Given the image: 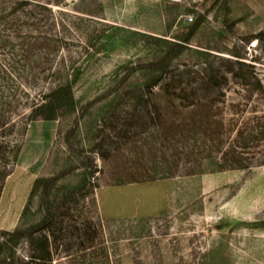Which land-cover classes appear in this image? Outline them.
Listing matches in <instances>:
<instances>
[{
    "label": "rangeland",
    "instance_id": "rangeland-1",
    "mask_svg": "<svg viewBox=\"0 0 264 264\" xmlns=\"http://www.w3.org/2000/svg\"><path fill=\"white\" fill-rule=\"evenodd\" d=\"M164 61L180 81L152 83ZM206 61L220 84L200 82ZM0 120L25 155L0 195V264L28 253L2 231L40 219L42 188L83 177L63 209L88 238L49 264H264V0H0Z\"/></svg>",
    "mask_w": 264,
    "mask_h": 264
},
{
    "label": "trees",
    "instance_id": "trees-1",
    "mask_svg": "<svg viewBox=\"0 0 264 264\" xmlns=\"http://www.w3.org/2000/svg\"><path fill=\"white\" fill-rule=\"evenodd\" d=\"M198 22L197 20H194L189 29L186 36V40L190 37V35L193 33L195 28L197 27ZM226 26L228 30L233 32V26L234 24L232 22L226 21ZM258 34L263 35V32H259ZM251 36H256L255 34H248L244 37L250 38ZM168 61L160 62L159 65L156 67V70L158 73L154 74L152 77V83L155 84L159 82V80L164 79L165 85L172 84L173 81L181 80L182 74L177 75L176 73H170L172 75L163 74L164 70L170 69V65ZM171 70L168 71V73ZM198 72V71H197ZM180 77V78H179ZM224 77V73L218 75V69L213 70L212 64L206 61V63L201 66L199 70V78L200 82L207 84V85H218L220 84L221 80L219 78ZM172 79V80H171ZM70 89H71V83L67 82L65 85H59L56 89H54L51 93L47 95V98L45 101L37 104L35 106L36 114L44 113V116L46 118H53L55 110L60 107L62 104H65L66 101L70 98ZM44 110V111H42ZM33 119L35 117H29V119ZM13 126L15 124L7 125L6 122H2L0 120V195L2 192V189L5 185L6 179L8 175L14 170L15 166L17 165V160L19 156V152L22 147L23 140H17L16 138H12L11 136H8V132L13 129ZM27 127L24 122L23 126V132L21 136L26 134ZM85 177H83L78 184L75 186H66L61 185L58 186V189H62L63 192L60 195H54L53 199H50L49 197V190H48V184L44 188H42L41 191V208H42V216L40 219L35 222L34 224L30 225V227H27L25 229H17V230H3L2 233L8 234L13 236L15 239L20 238H26L28 242V253L24 254L22 256H19L18 260L20 264H26L28 262H33L34 264H49L51 263L53 259V254L57 253L55 250H57L58 244H61L59 240L61 238H67L68 240L71 239L72 236H76L80 238V241H78L80 244H85L88 237H85V234L87 232V229L82 227L81 224L84 222L74 223L73 222H67V219H65V216L70 215V212L63 209V205L65 202L72 200L76 201V196L78 194H86L90 190L84 189L85 186ZM56 180V176L53 175L51 177H35L33 180L34 189L38 186H41L43 182H49ZM92 182V181H91ZM73 220V219H72ZM89 225H88V224ZM90 221L89 219H85L84 225L87 224V226L90 227ZM94 230V227H93ZM95 231V230H94ZM37 234H36V233ZM62 232V233H61ZM36 234V235H35ZM53 237V239L58 241L57 244L52 245L50 237ZM4 237V236H3ZM4 239L6 241H9L10 244L12 241L8 238ZM69 248V246H66V250ZM14 253H12L10 256L7 257V260L11 263L14 261Z\"/></svg>",
    "mask_w": 264,
    "mask_h": 264
},
{
    "label": "bare ground",
    "instance_id": "bare-ground-1",
    "mask_svg": "<svg viewBox=\"0 0 264 264\" xmlns=\"http://www.w3.org/2000/svg\"><path fill=\"white\" fill-rule=\"evenodd\" d=\"M52 132V131H51ZM52 135V134H51ZM31 147H34V146H31ZM39 147V146H38ZM39 149V148H38ZM37 151H39V150H37ZM43 151V150H42ZM28 154H29V152H28ZM23 155V154H22ZM24 158H25V155H24V157L23 156H20V158H19V161H20V164H22V163H24ZM27 158V157H26Z\"/></svg>",
    "mask_w": 264,
    "mask_h": 264
},
{
    "label": "water",
    "instance_id": "water-1",
    "mask_svg": "<svg viewBox=\"0 0 264 264\" xmlns=\"http://www.w3.org/2000/svg\"><path fill=\"white\" fill-rule=\"evenodd\" d=\"M21 151H22V148H21V150H20V152H19V156H20V154H21ZM19 156H18V158H19ZM17 163H18V160H17Z\"/></svg>",
    "mask_w": 264,
    "mask_h": 264
},
{
    "label": "crops",
    "instance_id": "crops-1",
    "mask_svg": "<svg viewBox=\"0 0 264 264\" xmlns=\"http://www.w3.org/2000/svg\"><path fill=\"white\" fill-rule=\"evenodd\" d=\"M19 158H20V156H19ZM19 158H18V161H19Z\"/></svg>",
    "mask_w": 264,
    "mask_h": 264
}]
</instances>
